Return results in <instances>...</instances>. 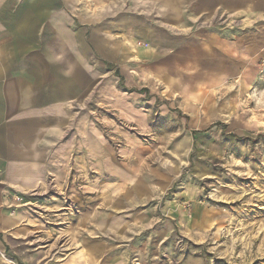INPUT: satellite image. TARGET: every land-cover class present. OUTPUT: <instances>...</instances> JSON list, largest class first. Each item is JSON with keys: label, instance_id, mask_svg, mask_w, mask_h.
Masks as SVG:
<instances>
[{"label": "rangeland", "instance_id": "rangeland-1", "mask_svg": "<svg viewBox=\"0 0 264 264\" xmlns=\"http://www.w3.org/2000/svg\"><path fill=\"white\" fill-rule=\"evenodd\" d=\"M137 29L119 47L134 59H99L83 110L97 140L34 193L51 200L31 204L36 227L56 254L87 241L129 247L130 264H264V59L164 51L162 79L139 81L158 47Z\"/></svg>", "mask_w": 264, "mask_h": 264}, {"label": "crops", "instance_id": "crops-1", "mask_svg": "<svg viewBox=\"0 0 264 264\" xmlns=\"http://www.w3.org/2000/svg\"><path fill=\"white\" fill-rule=\"evenodd\" d=\"M131 28L158 47L142 56L139 81L162 79L150 65L164 51L264 59V0H0V264H130L124 245L86 241L71 254L51 252L56 240L36 227L31 204L50 202L34 193L65 177L84 140H97L83 110L98 92L99 59H134L119 50Z\"/></svg>", "mask_w": 264, "mask_h": 264}]
</instances>
